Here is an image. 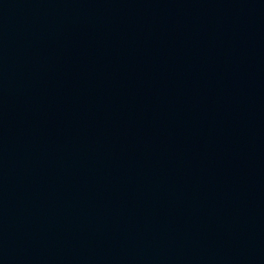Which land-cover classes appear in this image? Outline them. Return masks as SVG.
Segmentation results:
<instances>
[{"label":"water","instance_id":"obj_1","mask_svg":"<svg viewBox=\"0 0 264 264\" xmlns=\"http://www.w3.org/2000/svg\"><path fill=\"white\" fill-rule=\"evenodd\" d=\"M0 264H264V0H0Z\"/></svg>","mask_w":264,"mask_h":264}]
</instances>
